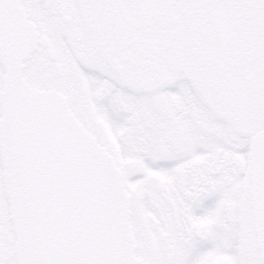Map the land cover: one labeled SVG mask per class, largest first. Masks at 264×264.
I'll use <instances>...</instances> for the list:
<instances>
[{
  "label": "flooded vegetation",
  "instance_id": "af4514ba",
  "mask_svg": "<svg viewBox=\"0 0 264 264\" xmlns=\"http://www.w3.org/2000/svg\"><path fill=\"white\" fill-rule=\"evenodd\" d=\"M36 33L31 54L21 60L23 81L38 90L62 93L75 117L112 156L129 198L136 256L153 254L138 243L139 231L154 217L173 183L161 172L165 158L188 135L207 132L234 168L239 187L231 204L238 231L254 225L252 146L260 131L255 77L241 55L254 61L250 42L261 26L260 14L124 7L107 0H41L26 16ZM225 33L222 61L203 41L220 28ZM239 48L241 55L232 50ZM6 69L0 57V119ZM104 110L111 122H101ZM203 118V119H200ZM0 166L1 154H0ZM0 219L15 250L3 189Z\"/></svg>",
  "mask_w": 264,
  "mask_h": 264
},
{
  "label": "snow or ice",
  "instance_id": "6c2138e0",
  "mask_svg": "<svg viewBox=\"0 0 264 264\" xmlns=\"http://www.w3.org/2000/svg\"><path fill=\"white\" fill-rule=\"evenodd\" d=\"M54 2V0H53ZM120 6L154 9L173 8L198 12L231 13L252 9L260 14L261 26L250 46L256 50L248 63L239 48L243 68L256 79L257 108L264 137V0H107ZM41 0H0V44L16 30L20 15L36 12ZM9 9L16 15H10ZM220 28L203 41L207 51L222 61L225 33ZM96 118L110 123L109 112L100 110ZM203 119V118H200ZM207 132L188 135L183 145L165 158L160 170L174 180L154 217L139 231L138 243L150 245L153 254L125 258L118 240L111 233L110 213L102 207L92 190L85 186L83 170L73 153L75 148L59 137L35 132L25 143L27 155L21 160L24 180L31 187V199L51 217L50 231L58 238L62 251L21 256L8 243L0 219V264H264V208L261 222L248 233L238 231L231 204L239 187L234 168L218 150L219 141H202ZM23 142V141H22ZM257 183L264 197V140L257 147ZM4 189V169L0 166V195ZM108 239L110 244H104Z\"/></svg>",
  "mask_w": 264,
  "mask_h": 264
},
{
  "label": "water",
  "instance_id": "95a60500",
  "mask_svg": "<svg viewBox=\"0 0 264 264\" xmlns=\"http://www.w3.org/2000/svg\"><path fill=\"white\" fill-rule=\"evenodd\" d=\"M9 12L15 17L11 9ZM35 35L32 23L21 14L16 30L0 44V57L6 69L0 119V154L4 191L16 237L15 251L21 256L38 254L46 257L51 251L63 250L58 238L51 234L49 213L39 202L31 199V187L21 171V160L27 155L25 143L35 132H41L49 137H59L63 144L75 148L73 155L83 170L85 186L110 213L111 233L116 236L124 257H136L129 198L114 159L75 117L62 93L38 90L21 77V60L34 49ZM262 140L264 137L259 131L254 135L252 146L254 225L261 222V208H264V197L257 183V147ZM103 243L110 244L111 241L105 239Z\"/></svg>",
  "mask_w": 264,
  "mask_h": 264
},
{
  "label": "rangeland",
  "instance_id": "374dc122",
  "mask_svg": "<svg viewBox=\"0 0 264 264\" xmlns=\"http://www.w3.org/2000/svg\"><path fill=\"white\" fill-rule=\"evenodd\" d=\"M6 197V196H5ZM7 199V198H6ZM8 226H9V229L11 227V221H8ZM14 233V231H12V234ZM15 236V234H13Z\"/></svg>",
  "mask_w": 264,
  "mask_h": 264
}]
</instances>
